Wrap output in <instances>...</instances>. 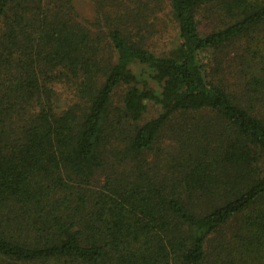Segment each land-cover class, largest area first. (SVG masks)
Returning <instances> with one entry per match:
<instances>
[{"label": "trees", "instance_id": "trees-1", "mask_svg": "<svg viewBox=\"0 0 264 264\" xmlns=\"http://www.w3.org/2000/svg\"><path fill=\"white\" fill-rule=\"evenodd\" d=\"M90 2L0 0V264H264V0Z\"/></svg>", "mask_w": 264, "mask_h": 264}, {"label": "rangeland", "instance_id": "rangeland-1", "mask_svg": "<svg viewBox=\"0 0 264 264\" xmlns=\"http://www.w3.org/2000/svg\"><path fill=\"white\" fill-rule=\"evenodd\" d=\"M73 2L76 8V11L79 14L80 19H84V20L86 19L85 21H87L92 18L93 9H92L90 0H73ZM158 18L161 22L164 19V15H161V16L158 15ZM169 27H168L169 29L164 30V32H166V39L168 41L174 39V29L171 26ZM155 110L156 108L153 105L149 106L150 114H153Z\"/></svg>", "mask_w": 264, "mask_h": 264}]
</instances>
